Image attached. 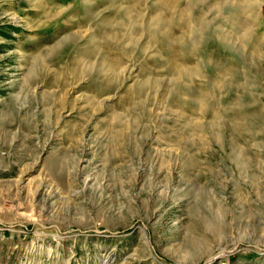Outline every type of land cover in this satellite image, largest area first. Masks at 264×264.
<instances>
[{"label": "rangeland", "instance_id": "374dc122", "mask_svg": "<svg viewBox=\"0 0 264 264\" xmlns=\"http://www.w3.org/2000/svg\"><path fill=\"white\" fill-rule=\"evenodd\" d=\"M104 258L264 264V0H0V264Z\"/></svg>", "mask_w": 264, "mask_h": 264}, {"label": "bare ground", "instance_id": "6f19581e", "mask_svg": "<svg viewBox=\"0 0 264 264\" xmlns=\"http://www.w3.org/2000/svg\"><path fill=\"white\" fill-rule=\"evenodd\" d=\"M87 180H88V179H87ZM87 180H86V183H87L90 179H89L88 181H87ZM42 192H43V191H42ZM42 192H41V193H42ZM45 194H46V193H45ZM39 195H40V194H39ZM220 253H222V252H220ZM222 254H223V253H222ZM218 256H221V254L218 253ZM103 264H112V262H111V260H109L108 258H104V259H103Z\"/></svg>", "mask_w": 264, "mask_h": 264}]
</instances>
